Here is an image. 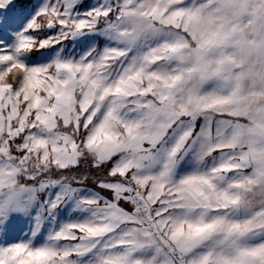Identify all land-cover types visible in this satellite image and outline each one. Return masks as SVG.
Segmentation results:
<instances>
[{"label": "snow or ice", "instance_id": "obj_1", "mask_svg": "<svg viewBox=\"0 0 264 264\" xmlns=\"http://www.w3.org/2000/svg\"><path fill=\"white\" fill-rule=\"evenodd\" d=\"M0 264H264V0H0Z\"/></svg>", "mask_w": 264, "mask_h": 264}, {"label": "rangeland", "instance_id": "obj_2", "mask_svg": "<svg viewBox=\"0 0 264 264\" xmlns=\"http://www.w3.org/2000/svg\"><path fill=\"white\" fill-rule=\"evenodd\" d=\"M27 228V222L24 220H20L17 225L16 234L18 235L19 232L25 230Z\"/></svg>", "mask_w": 264, "mask_h": 264}]
</instances>
